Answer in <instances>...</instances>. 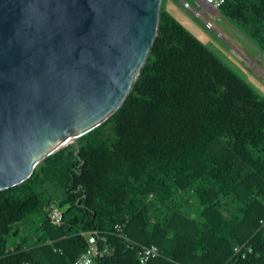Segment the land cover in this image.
Segmentation results:
<instances>
[{
  "label": "trees",
  "instance_id": "obj_1",
  "mask_svg": "<svg viewBox=\"0 0 264 264\" xmlns=\"http://www.w3.org/2000/svg\"><path fill=\"white\" fill-rule=\"evenodd\" d=\"M162 4L116 111L0 190V264H72L95 231V264H141L151 244L145 264H264V98ZM219 9L264 50V0Z\"/></svg>",
  "mask_w": 264,
  "mask_h": 264
},
{
  "label": "water",
  "instance_id": "obj_2",
  "mask_svg": "<svg viewBox=\"0 0 264 264\" xmlns=\"http://www.w3.org/2000/svg\"><path fill=\"white\" fill-rule=\"evenodd\" d=\"M162 0H0V190L132 90Z\"/></svg>",
  "mask_w": 264,
  "mask_h": 264
},
{
  "label": "rangeland",
  "instance_id": "obj_3",
  "mask_svg": "<svg viewBox=\"0 0 264 264\" xmlns=\"http://www.w3.org/2000/svg\"><path fill=\"white\" fill-rule=\"evenodd\" d=\"M182 1L190 7H184ZM162 5L264 98V50L245 26L228 18L220 9L211 11L202 7L198 0H163Z\"/></svg>",
  "mask_w": 264,
  "mask_h": 264
},
{
  "label": "built area",
  "instance_id": "obj_4",
  "mask_svg": "<svg viewBox=\"0 0 264 264\" xmlns=\"http://www.w3.org/2000/svg\"><path fill=\"white\" fill-rule=\"evenodd\" d=\"M202 7H205L211 11L218 10L224 0H198ZM184 7H190L188 2L182 1ZM196 14L200 15V12L196 11ZM206 26H210L208 21H205ZM47 215L50 219L55 222H59L62 219L61 209L52 203L47 207ZM261 224L264 225V219H262ZM123 223H116L114 225V230L118 235L126 238L125 234L122 232ZM88 245L85 250L73 261L72 264H95V258L102 256L107 253L105 247H100L97 243L96 231L88 235L87 238ZM255 249L251 243L248 241L240 244H235L233 246V255L238 258H245L249 253H254ZM258 253V252H257ZM159 254L156 245H141L137 250V257L141 264H145L150 258Z\"/></svg>",
  "mask_w": 264,
  "mask_h": 264
}]
</instances>
